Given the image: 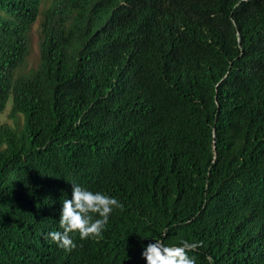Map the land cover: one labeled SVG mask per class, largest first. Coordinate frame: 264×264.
<instances>
[{
  "label": "trees",
  "instance_id": "16d2710c",
  "mask_svg": "<svg viewBox=\"0 0 264 264\" xmlns=\"http://www.w3.org/2000/svg\"><path fill=\"white\" fill-rule=\"evenodd\" d=\"M45 1L0 0V264H264V0H51L25 71ZM73 182L124 207L67 252Z\"/></svg>",
  "mask_w": 264,
  "mask_h": 264
},
{
  "label": "clouds",
  "instance_id": "9594fccd",
  "mask_svg": "<svg viewBox=\"0 0 264 264\" xmlns=\"http://www.w3.org/2000/svg\"><path fill=\"white\" fill-rule=\"evenodd\" d=\"M71 184V199L62 200L59 219V228L62 231H51L46 237L67 252L77 247L72 238L73 234L78 233L81 240L102 239L112 212L124 207L114 197L102 192H93L74 182ZM94 214L99 218H95ZM202 246L203 242L187 240L178 246H168L162 240H155L145 247L142 257L147 264H196L195 257L189 256L188 253L196 252Z\"/></svg>",
  "mask_w": 264,
  "mask_h": 264
},
{
  "label": "rangeland",
  "instance_id": "374dc122",
  "mask_svg": "<svg viewBox=\"0 0 264 264\" xmlns=\"http://www.w3.org/2000/svg\"><path fill=\"white\" fill-rule=\"evenodd\" d=\"M51 0H46L43 8L41 9V15L38 19V21L34 24L31 32H30V55L27 60V64L24 67L25 71L34 69L37 67V64L39 63V44L41 40V24L43 20V12L44 9L47 8L48 5H50ZM23 116L18 115L17 117L11 116V102L7 106L6 110L0 115V122L1 123H7L14 127H20L22 128L23 125Z\"/></svg>",
  "mask_w": 264,
  "mask_h": 264
}]
</instances>
